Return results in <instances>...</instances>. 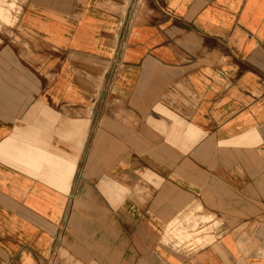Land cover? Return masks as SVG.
Segmentation results:
<instances>
[{"label": "crops", "instance_id": "1", "mask_svg": "<svg viewBox=\"0 0 264 264\" xmlns=\"http://www.w3.org/2000/svg\"><path fill=\"white\" fill-rule=\"evenodd\" d=\"M0 264H264V0H25Z\"/></svg>", "mask_w": 264, "mask_h": 264}, {"label": "rangeland", "instance_id": "2", "mask_svg": "<svg viewBox=\"0 0 264 264\" xmlns=\"http://www.w3.org/2000/svg\"><path fill=\"white\" fill-rule=\"evenodd\" d=\"M25 0H0V27L14 22ZM179 240L182 238L178 237ZM200 242L199 239L193 244Z\"/></svg>", "mask_w": 264, "mask_h": 264}]
</instances>
